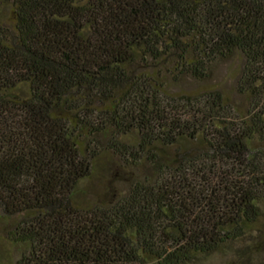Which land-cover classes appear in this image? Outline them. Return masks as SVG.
<instances>
[{
  "label": "trees",
  "instance_id": "obj_1",
  "mask_svg": "<svg viewBox=\"0 0 264 264\" xmlns=\"http://www.w3.org/2000/svg\"><path fill=\"white\" fill-rule=\"evenodd\" d=\"M263 202L264 0H0L16 264H264Z\"/></svg>",
  "mask_w": 264,
  "mask_h": 264
},
{
  "label": "rangeland",
  "instance_id": "obj_2",
  "mask_svg": "<svg viewBox=\"0 0 264 264\" xmlns=\"http://www.w3.org/2000/svg\"><path fill=\"white\" fill-rule=\"evenodd\" d=\"M1 223L4 224L0 226V264H16V262L20 258V254L24 251L25 248L23 247V245L12 246L4 238L6 233L3 229L6 228L8 220H5ZM258 228L261 231V235L264 236V202L261 204V218L260 222L258 223ZM250 260H253V264H256L260 261L258 257L250 258ZM197 264H235V260L229 253L224 256L215 255L214 257H211L210 259Z\"/></svg>",
  "mask_w": 264,
  "mask_h": 264
}]
</instances>
